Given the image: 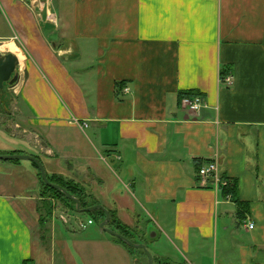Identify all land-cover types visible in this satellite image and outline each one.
I'll use <instances>...</instances> for the list:
<instances>
[{"label": "crops", "instance_id": "1", "mask_svg": "<svg viewBox=\"0 0 264 264\" xmlns=\"http://www.w3.org/2000/svg\"><path fill=\"white\" fill-rule=\"evenodd\" d=\"M0 41L27 57L0 151L80 182L154 264H264V0H0ZM214 158L233 197L199 176ZM40 191L33 164L0 163V264H148L77 205L85 230L45 242Z\"/></svg>", "mask_w": 264, "mask_h": 264}, {"label": "rangeland", "instance_id": "2", "mask_svg": "<svg viewBox=\"0 0 264 264\" xmlns=\"http://www.w3.org/2000/svg\"><path fill=\"white\" fill-rule=\"evenodd\" d=\"M2 33H7V29L4 23L2 26ZM7 42H11V41H0V53L7 54V53L12 52L19 57L20 65L18 67V71L21 74L20 78H22V76H24V73H25V68H26L25 65H26L27 57L19 49L17 52H14L13 51L14 49H12L9 43ZM5 44H7V46ZM14 88L15 87H11L8 83H6L4 90L0 91V127L4 128L7 133H12L14 132L15 129H17L18 131H23L24 127H21V126L16 127V123L18 122L21 124L22 122V124H25L24 119H22V117H24L23 110L21 109L20 104L16 102L18 96L16 95ZM1 162H4V161L0 160V163ZM21 162H24V164H32V162L29 160H21ZM5 176L7 178L10 177L8 176V174H5ZM40 190H41L40 196L44 198L38 200L37 212L36 210H32L35 234H38V233H39L38 235L41 234L44 237L43 240L46 242L47 238L51 234V230L53 228L51 224H53V222H56V225H55L56 228L60 227L63 230H66L67 227H71V226H74L76 231L78 232H82L83 230H85L79 227V219H77L78 215L75 212L74 203L66 202L62 198L54 199L53 197H51L49 199L47 194L43 196L42 193H46V192L44 191V188L41 185V183H40ZM46 200H49V202L51 203L50 204L51 209H49L50 208L49 205H45ZM80 218L87 221L89 218V215L83 214ZM98 223L99 221H97V223L94 224L95 228H98V226H100V224ZM150 246L149 248L152 249V247ZM150 251L151 250H149V252Z\"/></svg>", "mask_w": 264, "mask_h": 264}, {"label": "trees", "instance_id": "3", "mask_svg": "<svg viewBox=\"0 0 264 264\" xmlns=\"http://www.w3.org/2000/svg\"><path fill=\"white\" fill-rule=\"evenodd\" d=\"M199 95L200 94L198 92L184 91V92L180 93V98L182 100L184 98H193V97H196ZM16 153L26 154L25 152H22V151H4V152L0 151V154H16ZM2 161L11 162V163H20L21 162V160H2ZM32 164L35 167V169L37 170V175L39 177L40 183L43 186L44 191L46 192V193H42L43 196H45V194H47L49 199L51 197H53L54 199L55 198H57V199L62 198L66 202L74 203V205L76 206V202L74 200L70 199L64 191L56 189V188L46 184L43 177H42V173H41L39 165L36 162H32ZM48 177L52 183L60 185L62 188L67 190V192H69L71 195L78 198L80 200L81 209H85V208L94 206V205L99 203V201H97L94 198V196L88 192V190L85 188V186L82 185L80 182L76 181L75 179L66 177L62 174H48ZM221 193L224 196L231 194V196L233 197L237 193L236 184L233 181H231L229 188H224ZM50 204L51 203L49 202V200H46L45 205H49L50 206L49 209H51ZM75 206H74V208L76 209ZM85 213L87 215H89L93 220L99 221V223L106 219V212L103 209L86 211ZM110 215H111V219L108 223L109 226L111 228H113L116 232H118V233L126 236L130 240H132L131 230L128 228V226H126L125 224H123L121 222V220L117 216L116 211L110 210ZM118 240L123 245L130 248L131 250H136L135 248L129 246L122 239L118 238ZM26 263L27 262L25 261V264ZM166 264H168V263H166Z\"/></svg>", "mask_w": 264, "mask_h": 264}, {"label": "water", "instance_id": "4", "mask_svg": "<svg viewBox=\"0 0 264 264\" xmlns=\"http://www.w3.org/2000/svg\"><path fill=\"white\" fill-rule=\"evenodd\" d=\"M19 65H20V59L16 54H14L12 52L7 53V54L0 53V91L4 90L6 83H8L11 87H14L18 83V81H19V71H18ZM0 160H29L31 162H36L40 167L42 177H43L46 184H48V185H50L56 189L64 191L70 199H72L76 202L77 208L82 212L93 211V210H97V209H103L106 212V219L103 222H101L100 226L104 230H106L107 232L111 233L112 235L122 239L129 246L136 248V249L144 250V252L146 253V255L148 257V264H154L153 255L149 252V250L145 244H137V243L133 242L132 240H130L129 238H127L126 236H124V235H122V234H120V233H118V232H116V231H114V230H112L106 226L111 219V215H110V212L107 209H105L102 205L96 204L94 206H91V207H88L85 209H81L80 200L78 198L71 195L69 192H67V190L62 188L60 185L52 183L49 180L46 167L40 158L33 156V155H30V154H18V153H16V154H0Z\"/></svg>", "mask_w": 264, "mask_h": 264}, {"label": "built area", "instance_id": "5", "mask_svg": "<svg viewBox=\"0 0 264 264\" xmlns=\"http://www.w3.org/2000/svg\"><path fill=\"white\" fill-rule=\"evenodd\" d=\"M226 82L229 84L233 83L232 77H227L225 79ZM129 88H125V91L127 92ZM184 105L188 106L193 111H199L203 108L204 102L203 98L201 96H196L193 98H184ZM84 126H88V123H83ZM199 176L202 178V180L208 182L209 180L212 182V185L216 187V189L219 190V192H222L224 188H229L231 184V180L224 177L220 170V161L219 158H214L211 161H208L204 163L200 169H199ZM228 198L231 197V194L227 195ZM89 224L93 223V220L90 219L88 221ZM82 227H86L85 224H81ZM254 224H250L249 228H253Z\"/></svg>", "mask_w": 264, "mask_h": 264}, {"label": "bare ground", "instance_id": "6", "mask_svg": "<svg viewBox=\"0 0 264 264\" xmlns=\"http://www.w3.org/2000/svg\"><path fill=\"white\" fill-rule=\"evenodd\" d=\"M7 46V45H6Z\"/></svg>", "mask_w": 264, "mask_h": 264}]
</instances>
